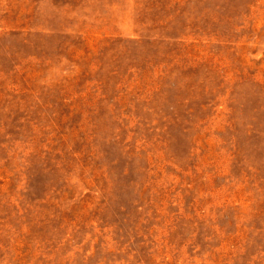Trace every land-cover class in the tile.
Segmentation results:
<instances>
[{
  "label": "rangeland",
  "instance_id": "1",
  "mask_svg": "<svg viewBox=\"0 0 264 264\" xmlns=\"http://www.w3.org/2000/svg\"><path fill=\"white\" fill-rule=\"evenodd\" d=\"M0 264H264V0H0Z\"/></svg>",
  "mask_w": 264,
  "mask_h": 264
}]
</instances>
